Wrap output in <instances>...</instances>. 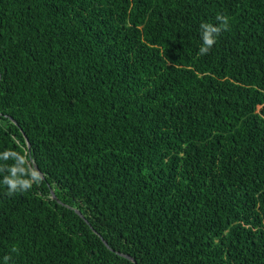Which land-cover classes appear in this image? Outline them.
<instances>
[{
  "label": "trees",
  "instance_id": "obj_1",
  "mask_svg": "<svg viewBox=\"0 0 264 264\" xmlns=\"http://www.w3.org/2000/svg\"><path fill=\"white\" fill-rule=\"evenodd\" d=\"M0 75V264H264V0H0Z\"/></svg>",
  "mask_w": 264,
  "mask_h": 264
},
{
  "label": "clouds",
  "instance_id": "obj_2",
  "mask_svg": "<svg viewBox=\"0 0 264 264\" xmlns=\"http://www.w3.org/2000/svg\"><path fill=\"white\" fill-rule=\"evenodd\" d=\"M218 21L217 24L212 23H201L200 24V36L201 45L199 47V55H206L209 53L211 48L215 45L217 37L222 31H227L229 27L228 18L223 15H218L216 17ZM3 159H8L13 157L16 163L10 167H7V172L9 174L4 175L3 184L8 188V194L12 195L15 192H24L29 190L33 183L40 182L39 173L31 167H26V159L23 155L16 152L5 151L0 154ZM5 171V166H0V172ZM7 259V257L5 258Z\"/></svg>",
  "mask_w": 264,
  "mask_h": 264
},
{
  "label": "water",
  "instance_id": "obj_3",
  "mask_svg": "<svg viewBox=\"0 0 264 264\" xmlns=\"http://www.w3.org/2000/svg\"><path fill=\"white\" fill-rule=\"evenodd\" d=\"M0 76H1V75H0ZM27 149H28V151L30 150V149H29V144H28V143H27ZM33 167H34V169L37 170V172H39L40 177L43 178L42 172H40V171L37 169V166L34 165ZM54 198H55V197H54ZM103 242H104V244H105L106 246H108L107 243H106V241H103ZM119 254H120L121 256H124V257H126V258H129L131 261H134V259H133L132 257H130L129 255H125V254H122V253H119Z\"/></svg>",
  "mask_w": 264,
  "mask_h": 264
}]
</instances>
